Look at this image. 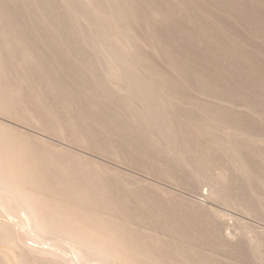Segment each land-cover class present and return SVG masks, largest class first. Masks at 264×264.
Segmentation results:
<instances>
[{
    "label": "bare ground",
    "instance_id": "bare-ground-1",
    "mask_svg": "<svg viewBox=\"0 0 264 264\" xmlns=\"http://www.w3.org/2000/svg\"><path fill=\"white\" fill-rule=\"evenodd\" d=\"M9 84L41 102L58 88L96 151L264 221V0H0V112L19 116ZM48 104V130L86 147ZM14 127L0 120V264H236L239 246L264 264L252 224L189 226V255L150 252L91 173L115 168L64 147L79 162H51Z\"/></svg>",
    "mask_w": 264,
    "mask_h": 264
},
{
    "label": "rangeland",
    "instance_id": "rangeland-1",
    "mask_svg": "<svg viewBox=\"0 0 264 264\" xmlns=\"http://www.w3.org/2000/svg\"><path fill=\"white\" fill-rule=\"evenodd\" d=\"M9 85L11 86L10 95H11L12 101L18 107V112L19 111L21 112H19V116L16 115L15 113L14 114L16 116L13 114H10L9 109H7L5 105L4 106L5 109L0 112V120L11 125L12 127L16 126L14 128H17L21 131L23 130L25 133H27L30 140L27 136L26 137L24 136L26 140L27 141L29 140L31 145L34 148L37 146L36 149L41 152L40 153L41 156H43L44 159L49 158L51 162H52V157H51L52 154H56L55 157L58 160L66 159L71 162H79L76 159H72L71 157L72 153H70V151H63V152L59 151L60 148L64 147L72 151L75 150V152L80 153L81 155L83 154L84 156L89 157L93 160H97L100 163L106 165L107 167L109 166V168H115V169L109 170L103 166L93 167L91 169V173L96 179H99L100 181H102L101 183L106 186L105 189L108 194L112 196L115 195V198H118L120 202H122L126 206L124 207L126 208V210L124 209V211L127 212V214H130L132 211L135 212V213L132 212L131 215H128L127 217V219L129 218L128 219L129 221L131 220L130 222L132 224L136 223L135 225H131L132 226L131 230L132 232L135 229H137V231L139 230L138 232H136L137 234L135 233L136 238H139L141 231L144 232V234L145 233L147 234V232L148 234L150 233L149 236H147L148 234L143 236L144 234L142 233L143 235L142 234L140 235L141 238L137 239L141 243L146 244L150 252L158 254L159 253L158 251H162L163 253L166 251L167 246L168 248L172 247V245L174 246V243H171V245H169L168 242H176L178 240L177 243L180 245H178L177 243L175 244L178 245L180 249L175 248L174 246L176 250H174V248H171L172 249V251L170 250L171 254L174 252L173 254L176 255V257L182 256L183 254H184L183 256H185L186 254L189 255L188 252H186L188 250L187 245L185 246V244L182 243L183 244L182 246L181 241L183 239H182V236H180L179 234V232H184L185 230L188 231L189 226L196 227V226H201L202 224H204V227H203L204 229L205 227L207 228L208 225H211V226L215 225V227L219 230L220 228H223V227H229L230 229L235 230L238 233V235L251 231L252 229H250L249 227L250 224L256 225L260 228L263 227L262 229L264 230L263 220L261 221V219H257L256 217L246 214L244 212L241 213V211L237 209H234L231 207L228 208L227 206L220 204L218 201L208 197V194H207L208 187H206L205 185L204 186L201 185L200 187L194 186L193 188V186L188 187V186H183L182 184H176L174 180H168V179L153 175L149 172H146L145 170L147 168V165L145 163H144V166H142L141 168L139 167L136 168L137 167L136 164L130 161H126V162L118 161L112 156H109L107 154L103 155L102 152L96 151L94 149L95 145L93 143V140L88 136L89 132L86 128H84V124L81 121L80 116L77 113L78 108L80 107V102L70 101L68 103L67 101L62 100L63 94L58 88H56V90L58 89L60 92H58V90L57 91L55 90V93H51V94L49 93L48 99L44 102L43 101L41 102V100L40 101L34 100L30 96L29 91L24 90L23 92H19L15 89L13 84H9ZM56 94L57 95L59 94L57 96L58 98L56 97ZM22 98H25V99L22 100ZM46 102L50 103L47 106L51 105L53 107L54 113H56L59 117L66 118L71 129L75 128L77 131L79 130L78 132L80 133L84 130L82 134H86V136L88 137L86 147L82 146L81 144H77L76 142L74 143L69 138L62 137V136L59 137V135L54 133L53 130L51 129H49L50 131L48 130L49 128L48 125L45 124L44 121H42L43 117L40 116L41 113L43 114L42 112L43 108H45L42 106V104H45ZM20 107H24V110L23 108H20ZM38 107L40 108L38 109ZM54 108H56V110ZM25 114L27 115V117L28 116L38 117L39 116L41 122H43L44 124L38 125L35 122L34 118H31L27 121V117L25 116ZM53 115H52L53 117L58 118L55 114ZM5 120H7V122ZM40 126L41 128H39ZM24 137L20 136L18 138L24 139ZM36 141H38L39 143H42V142L43 143L38 144V142ZM33 143L36 144V146H34ZM116 164H120V165H116ZM139 179L143 180L144 182H142ZM125 202L127 203V205L129 204L128 206H130L132 210H130V207H128ZM222 210H223V213L225 212V214L223 215L220 214V211ZM137 211H138V214L136 213ZM125 212H122V213H125ZM145 213L146 214L148 213V214L146 215ZM157 213L161 214L164 218H161V215ZM139 214L140 215L145 214L141 216L142 217L141 219H144V220L140 219V216H138ZM148 215L150 216L153 215V216L152 217L149 216L151 218L150 219ZM157 215H159V217ZM155 216H157V219ZM131 217H133L132 219L134 221L130 219ZM135 218L138 221H136ZM134 226H136L137 228ZM159 231H160V234H159ZM155 234H158V236ZM164 236H166V238H164ZM145 237L146 239L149 238L151 242L150 241H149L150 243L147 242L148 240L145 241ZM157 238L160 244L163 242H164V245L167 244L164 250L158 249L155 246L152 247L154 240L158 242ZM151 239H153V241ZM29 244H33V243L30 241ZM162 246L163 245H161V247ZM206 246L207 245H205V247ZM238 248L239 249L235 251V256L238 260V263L236 264H252V261L250 260V256L245 250V247L239 246ZM152 249L154 250V252L152 251ZM178 249L179 251H182V252L184 251V252L183 253L179 252L177 251ZM181 249H184V250H181ZM155 250H158V251L156 252ZM168 251L169 249H167L166 252ZM176 252H179V253H176ZM168 253L170 254V252ZM173 254L171 256H173ZM232 254L234 256V252ZM162 255H164V253ZM135 263L141 264V262L137 260L134 261V264Z\"/></svg>",
    "mask_w": 264,
    "mask_h": 264
}]
</instances>
